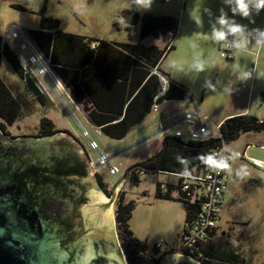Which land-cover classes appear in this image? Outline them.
Here are the masks:
<instances>
[{"label":"rangeland","instance_id":"374dc122","mask_svg":"<svg viewBox=\"0 0 264 264\" xmlns=\"http://www.w3.org/2000/svg\"><path fill=\"white\" fill-rule=\"evenodd\" d=\"M9 3L21 4L35 13L11 8ZM43 6L46 15L60 20L59 28L63 31L106 41L138 42L140 23L125 24L121 18V11L125 8L136 10L141 15L150 13L174 17L178 22L174 40L175 49L170 50L164 58L165 68H170L176 74L186 72L197 74L215 65V75L222 72L215 79V93L203 90L202 86L193 92L194 98L203 99L204 111L200 113L207 118V127L214 136L218 135L216 124L220 121L221 113L242 111L247 99L246 90L241 86L231 85L230 89L226 90L224 64L230 63L231 68L236 70L250 66L248 61L250 56L246 53L239 54L234 62L220 56L217 47L219 41L213 38L212 33L214 28H221L217 23L221 15H224L230 23L241 25L244 29L242 34L235 36L229 34L225 40H235L236 43L243 40V48L252 49L254 55H257L256 59L260 61L256 65L258 73L264 74V35H262L264 8L257 11L254 4L249 5V16L243 17L240 14H233L232 8L235 4L229 3L228 0H145V3H140L139 0H0V35L45 95L42 96L43 102L40 103L23 78L18 76L2 57L0 78L21 106V115L11 124H4L3 131L11 140L18 137L35 138L39 134L40 118L42 116L49 118L54 128L66 134L70 133L82 145L92 164L91 167L87 165L90 173L95 169L109 190L114 184L123 180L129 167L155 155L160 150L167 130L172 131L174 128L172 126L159 131L162 126L170 123L164 122L165 124L157 126L160 112H168L180 118L195 105L192 102L169 100L167 105L148 112L123 138H110L88 119L86 111L80 105H78L79 109L76 107L51 73L42 74L39 71L38 67L45 71V67L49 65L32 38L26 35V30L38 27L36 13ZM10 29L16 33L17 38L11 35ZM223 30L227 31L226 28ZM164 34H166L162 38L164 43L160 41L162 47L174 37L168 32ZM148 41L153 39L149 38ZM181 41H184L182 45ZM21 44L33 53L36 62L29 61L27 52ZM52 73L54 74V71ZM259 97L260 99L257 100L254 93L251 97V107L243 113L261 118L264 115V103L261 94ZM177 124L180 129L185 130L183 123ZM157 131L158 133H155ZM153 133L155 134L152 135ZM91 140L96 143V148L90 147ZM226 146L233 154H240L246 147L245 158L244 160L234 156L231 158L230 173H236V177H230L228 181L218 227L211 237L213 247L222 249L230 246L242 259L243 264H264V174L249 161L254 158L264 162V129L259 132L240 133L236 138L228 141ZM101 155L108 158L107 163L98 162ZM109 166L115 167V172H110ZM160 181L177 183L178 178L170 173L135 170V177H128L119 185L123 202L133 203L128 228L132 236L144 245L145 253L154 258L161 254L158 251L178 249L186 212L183 202L177 200L175 190H171V199L156 198L155 191ZM94 183L96 184L95 181ZM96 186L103 195H106L98 184ZM113 192L115 193L116 190L114 189ZM115 203L111 204L113 231L125 264L127 259L122 247L124 241L119 239L115 223ZM128 242L126 240L123 244ZM157 244L160 246L157 247ZM160 259L161 256L157 257L155 264Z\"/></svg>","mask_w":264,"mask_h":264},{"label":"trees","instance_id":"16d2710c","mask_svg":"<svg viewBox=\"0 0 264 264\" xmlns=\"http://www.w3.org/2000/svg\"><path fill=\"white\" fill-rule=\"evenodd\" d=\"M9 6L24 12H33L18 3H13ZM44 6L37 12L38 29L28 30L29 36L37 46L40 54L48 60L50 66L65 83L70 84V81L67 80L68 75L64 74L66 71L62 67H77L81 69L79 83L86 94V101L91 103V108H89L86 102L83 110L86 111L89 119L107 136L114 139L123 138L130 128L140 122L150 111L153 98L160 91L158 77L151 72V68L155 67L156 71H158V60L172 48V45L170 44L168 49L166 46L163 48L144 46L138 42H117L113 43V46L103 39L68 34L59 28L60 20L57 17L46 15ZM121 18L125 24L140 23L138 30L139 40L146 36L158 38L161 34L169 31L174 36L178 26L177 20L172 16L152 15L150 13L141 15L136 10L127 8L121 11ZM93 41L97 42V45L92 48L90 44ZM2 57L11 65L16 74L23 78L32 94L42 103L43 95L39 87L25 71L15 53L0 36V61ZM125 62L126 68L118 67L120 64H125ZM130 66L138 67V74L128 88L129 96L135 92L137 81L140 82V87L124 110L123 106L126 103L127 93H125L124 89L127 84L123 80L127 78ZM147 67H150V69H147ZM67 73L70 74L71 72L67 71ZM118 76L124 77L119 82H116L115 85H111V82H108L111 77ZM88 83H91L92 87ZM107 88L111 90V94L108 97L105 94ZM73 90L76 100L81 101L84 96L80 94L78 89L73 88ZM101 98L110 101L117 99L119 102L118 108L107 109L100 107L99 100ZM190 98L191 94L189 91L169 81L167 89L158 98L157 102L165 99L190 100ZM20 115V103L0 78V120H2L0 125L11 124ZM263 129L264 115L261 118H257L251 114L242 113L224 119L218 126L219 136L216 137L201 141H184L179 137L167 135L163 138L161 149L155 155L137 163L142 168L135 167L132 169L129 177H135V170L186 172L221 141L227 143L240 133L259 132ZM38 131L41 135H51L60 130L53 127V123L49 118L42 116L39 121ZM172 187L174 186L169 185L167 190L162 192L157 183L156 198L171 199L170 190ZM183 204L186 207L185 222L188 219L189 212L188 206L185 203ZM132 209V201L124 203L120 194L115 209V223L119 239L124 242L126 240L129 241L126 244L122 243L127 262L129 264H155L156 258L150 257L145 253L144 245L132 236L128 228V220ZM202 252L207 256L204 264H243L242 259L230 246L222 249L213 247L212 238L202 248Z\"/></svg>","mask_w":264,"mask_h":264},{"label":"water","instance_id":"95a60500","mask_svg":"<svg viewBox=\"0 0 264 264\" xmlns=\"http://www.w3.org/2000/svg\"><path fill=\"white\" fill-rule=\"evenodd\" d=\"M64 134L59 131L35 139L18 137L0 144V264H124L114 236L111 204L102 206L108 199L94 183L87 163L83 179L88 181L87 200L79 206L80 216L70 221L67 230L44 215L41 204L34 200L35 190L28 182L23 183L25 166L21 156H32L29 152L44 156L54 153L57 140ZM27 139L33 141L26 143L29 150L24 152L20 145ZM75 146L72 150L83 157L81 149ZM135 167L142 168L139 164L129 167L118 186ZM176 254L162 256L157 264H179L181 259L183 264H198Z\"/></svg>","mask_w":264,"mask_h":264},{"label":"built area","instance_id":"2783aa9c","mask_svg":"<svg viewBox=\"0 0 264 264\" xmlns=\"http://www.w3.org/2000/svg\"><path fill=\"white\" fill-rule=\"evenodd\" d=\"M10 32L13 37L17 38L16 33L12 29H10ZM168 33L172 36L170 31ZM169 45L170 42L166 44V48H168ZM21 47L27 52V56L29 61L31 60V63L37 61L34 58L33 53L28 51L23 44H21ZM33 51H35V48H33ZM232 53L233 43L231 41L224 40L219 44V54L222 58L229 59L232 56ZM46 61L51 69L46 66L45 71H43L42 68L38 67L39 71L42 74L46 72L51 73L53 77H55L52 73L54 71L52 70L53 68L50 66L47 59ZM154 73L158 77L160 91L153 98V104L151 106L153 109H155L159 103L157 100L163 95L170 81L165 75L155 69ZM183 119L190 124L187 129V134L185 135L180 130H174L172 134L173 136L179 137L184 141H201L219 136V133L215 136L212 135L207 124L200 121L199 118L196 119L193 112L184 113ZM90 147L96 148V143L92 140L90 141ZM209 157L217 161L226 162L229 165L231 152L228 150L226 143L221 141V143L211 148L206 156L199 159L188 171L164 172L170 173L178 178L177 183H170L167 181L158 182L159 189L162 192H165L169 185L174 186L171 190L176 191V198L188 206L189 216L183 224L176 252L182 256L193 259L198 264H204L205 259H207V256L202 252V248L208 240L211 239L218 227L222 208V198L227 189L228 178L230 177L229 167L220 169L210 166L207 163ZM238 157L242 159V156ZM105 160L106 157L101 155L98 162L104 164ZM249 161H251L253 167L264 173V162L254 158L249 159ZM115 170V167L109 168L110 172H115ZM156 246L159 247L160 245L157 244Z\"/></svg>","mask_w":264,"mask_h":264},{"label":"crops","instance_id":"0c3cea01","mask_svg":"<svg viewBox=\"0 0 264 264\" xmlns=\"http://www.w3.org/2000/svg\"><path fill=\"white\" fill-rule=\"evenodd\" d=\"M11 4H13V3H11ZM9 5H10V3H9ZM33 13H35V12L33 11ZM30 29H35V28H28L26 30V35H28V36H29L28 30H30ZM36 29H38V27ZM63 32H65V31H63ZM65 33L74 34V35H80V36H84V37H93V36H86V35H82V34L72 33V32H65ZM164 36H166V34H161V36H159L158 38H155L153 36H146L145 38H143L141 40L138 39V43H140V44H142L144 46H156L157 48H163L162 47L163 46L162 43H164V42H163L162 38H164ZM175 37H176V34H174V37L172 39H170V41H169L170 44L172 45V48L169 49L163 55V57L158 60V62H157L158 71H160L163 75H165L174 85L182 87V89H185V90L189 91L190 94H191V98H190V100L165 99V100L159 102L157 104V106L155 107V109H158L159 106L167 105L169 100L192 102V104L195 105V107H193L192 110L186 111V112H191V113L193 112L195 114L196 119L199 118L200 121L205 122L207 124V126H208L207 118L205 116L201 115V113H200L202 110L204 111L203 99L200 98V100H197L196 98H194L193 92H194V90L199 89L202 86L203 90H205V91L207 90L209 93L210 92L215 93V79L220 73L215 75V65L212 66V68L206 69V70H204L202 72H199L197 74L196 73H187V72L185 74L184 73H177L176 74L170 68H168V67L165 68V66L163 65V61H164V58H166V56L169 53V51L172 50V49H175L174 48V40L176 39ZM94 38H97V37H94ZM149 38H152L153 41H148ZM160 41L162 43H160ZM229 41H231L233 43V53H232V56L229 59H226V60H232L231 62H234L240 56L239 54L246 53V54H248L250 56V60H248L249 63H250L249 64L250 66H248L246 69H238V70H236V69H232L231 68L230 63L224 64L225 65L224 67H226V72L224 73V76H225L224 78L227 80V83H226L227 88H226V90H229L231 85L232 86L233 85L241 86L244 90H246L247 99L244 102V109L242 111L222 112L220 121L216 124V127L224 119H226L228 116L235 115V114H238V113H243L246 110H248L251 107V97L253 96L254 93L256 94V99L257 100L260 99L259 95L261 94L262 101L264 103V74L262 72L258 73V68H256L257 63L260 62V61H258L256 59L257 55H254V51L252 49H250V48L249 49H245L243 47L237 48L235 40H229ZM107 42H109L113 46H114L113 43H117V42H120V43H132V42H128V41L125 42V41H117V40H107ZM182 42H184V41H181V45H182ZM219 42L217 43L218 49H219ZM96 45H97V42L93 41V42H91L90 47L93 48ZM251 58H253V60H251ZM118 67L126 68V62H125V64H120ZM62 69L66 71V72H64V74L68 75V79L67 80L70 81V84L65 83V81H63V79L59 75H57V73L54 71L55 81L59 84L60 88L63 89L64 93L67 94L68 97L71 98L72 102L76 104V107L78 109H79L78 105H80L83 108V106L87 102L86 101L87 97H86V94L83 91V89L81 88L80 83H79V78H80L79 76H80V73H81V69L77 68V67H69V68H65V67L63 68L62 67ZM154 69L157 70L155 67H152L151 68V72L152 73H154ZM67 71H70L71 73L69 74V73H67ZM137 74H138V67L130 66L129 70H128L127 78L125 80H123L127 84L125 86V89H124L125 93L127 92L126 93V103L123 106L124 110L126 109L127 104L131 100L132 96H134V94L139 90L140 82L137 81L136 84H135V89H136L135 92L133 94H131V96H129L130 94L128 92V88H129L130 84L132 83V80L136 78ZM190 74H193V75H190ZM221 74H222V72H221ZM123 77L124 76H118V77H113V78L111 77L110 80H108V82H111L110 83L111 85H115L116 82H119L121 79H123ZM257 78H259L260 80H258ZM88 85H90V87H92L91 83H88ZM73 88L78 89L80 91V94H82V96H84V98L81 101H77L76 100V98L74 96ZM210 89L212 91H210ZM244 90H243V92H244ZM105 94L108 97L111 94V90L109 88H107L105 90ZM42 95L45 96L43 94V92H42ZM119 96H120V94H119ZM99 102H100V107L107 108V109L118 108V103H119L117 99H115L113 101H110V100H103L102 98L99 100ZM87 105L89 106V108H91V103L90 102H87ZM150 111H154V109L150 108ZM160 113H161L159 115L160 121H158L157 126H160L161 124H165V123H169L170 122L169 124H166V125L162 126L160 131L166 130L167 128L172 127V126L174 127L172 131H170V130L168 131L167 130L165 136L172 135L174 130H180L185 135L187 134V129L189 128L190 124H188L183 119V115L179 118V117H175V115H173V114L172 115L169 114L168 112H160ZM120 117H122V116H120ZM88 119H89V117H88ZM177 123H183L185 125V127H184L185 130L180 129L178 127L179 124H177ZM245 149H246V147L244 148V151H242L240 154H233L231 152V158L233 156L235 158L238 157V156H242V159L244 160V158H245L244 157ZM82 153H83V156L87 160V162H86L87 165L89 164V167H91L92 164H90V161L88 160L87 154H86V152L83 149H82ZM231 158H230V161H231ZM95 171L96 170L93 169V171H91V175H93V173ZM229 171H230V162H229ZM96 173H97V171H96ZM260 173H262V172L260 171ZM262 174H264V173H262ZM230 177H236V173L231 172L230 173ZM229 178H228V181H229ZM101 181L105 184V182L103 181L102 178H101ZM228 181H227V185H228ZM226 190H225L223 198H222V203H223V200H224V196H225ZM158 252H160L161 254L159 256H156V258L160 257V256L162 257V256L167 255V254H172V253H177L176 255H181L178 252H176V250H171V249H169V250H167V249L166 250H161V251H158Z\"/></svg>","mask_w":264,"mask_h":264},{"label":"flooded vegetation","instance_id":"af4514ba","mask_svg":"<svg viewBox=\"0 0 264 264\" xmlns=\"http://www.w3.org/2000/svg\"><path fill=\"white\" fill-rule=\"evenodd\" d=\"M2 131L3 127L0 125V144L6 143L9 140L11 141L7 133ZM38 136H41V134H38ZM27 140L28 141H24L25 143L20 145L24 147L23 149L19 147V155L21 150L24 152L29 150V146H27L26 143H32L33 140ZM57 142L58 144L54 153L51 151L44 156L29 152L32 156H21L24 159L25 166L22 171V178L24 179V184L28 182L30 188H32L33 191L35 190L34 200H37L39 204H41V210L44 215L49 217V219L58 221L61 227L63 226L67 230L70 227V221L80 216L79 206L83 205L87 200L86 186L88 181L83 180L87 174V160L84 156L80 157L75 150H72V147L75 145V147L78 146L82 149V145L70 133L61 136ZM106 161L107 158L105 163ZM110 167L111 166H109V168ZM131 171L132 170H130V172ZM125 175L126 173L124 176ZM92 176L93 181H95L107 195L106 197L108 200L101 203L102 206L107 207L113 202L117 204L121 194L120 187L118 186L119 182L114 184L110 188L111 190H109L101 181L98 173L94 172ZM114 189L116 190L115 193L113 192ZM183 260L184 259H181L179 264H183L185 262Z\"/></svg>","mask_w":264,"mask_h":264},{"label":"clouds","instance_id":"9594fccd","mask_svg":"<svg viewBox=\"0 0 264 264\" xmlns=\"http://www.w3.org/2000/svg\"><path fill=\"white\" fill-rule=\"evenodd\" d=\"M140 3H145V0H139ZM229 3H234L235 6L232 8L233 14H240L243 17H248L250 14L249 11V5L254 4V7L257 11L264 8V0H228ZM217 23L221 25L220 29H213L212 36L216 41H223L226 39V37L231 34L233 36L237 34H242L244 29L241 25L230 23L227 18H225L224 15H221V17L218 19ZM226 28L227 31H224L223 29ZM264 35V33H262ZM244 46V41L241 40V42L236 43L237 48H241ZM208 165L213 166L215 168L225 169L228 168L229 165L226 162L223 161H217L211 157L207 160Z\"/></svg>","mask_w":264,"mask_h":264}]
</instances>
